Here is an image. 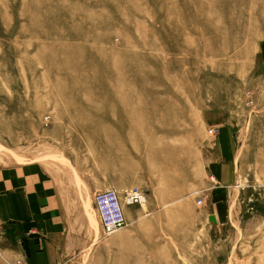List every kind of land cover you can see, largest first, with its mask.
Here are the masks:
<instances>
[{"label": "rangeland", "instance_id": "374dc122", "mask_svg": "<svg viewBox=\"0 0 264 264\" xmlns=\"http://www.w3.org/2000/svg\"><path fill=\"white\" fill-rule=\"evenodd\" d=\"M37 164L118 183L78 264H264V0H0V171Z\"/></svg>", "mask_w": 264, "mask_h": 264}, {"label": "crops", "instance_id": "0c3cea01", "mask_svg": "<svg viewBox=\"0 0 264 264\" xmlns=\"http://www.w3.org/2000/svg\"><path fill=\"white\" fill-rule=\"evenodd\" d=\"M222 139L229 144L227 135ZM80 181L54 177L41 164L0 171V226L16 244L21 264H78L77 254L91 244L99 220L91 200L77 202L75 188L118 185L108 176Z\"/></svg>", "mask_w": 264, "mask_h": 264}, {"label": "built area", "instance_id": "2783aa9c", "mask_svg": "<svg viewBox=\"0 0 264 264\" xmlns=\"http://www.w3.org/2000/svg\"><path fill=\"white\" fill-rule=\"evenodd\" d=\"M209 133L215 135L217 130H210ZM126 201L128 205L141 204L143 201L142 192L136 188L130 190L126 194ZM198 204H203V200H199ZM95 209L106 235H111L127 226L123 204L115 189L98 192L95 195Z\"/></svg>", "mask_w": 264, "mask_h": 264}]
</instances>
